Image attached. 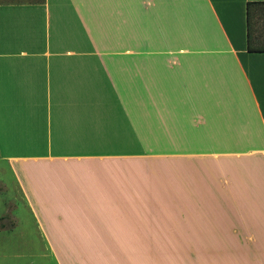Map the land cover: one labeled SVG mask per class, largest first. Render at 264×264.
<instances>
[{
	"label": "crops",
	"instance_id": "1",
	"mask_svg": "<svg viewBox=\"0 0 264 264\" xmlns=\"http://www.w3.org/2000/svg\"><path fill=\"white\" fill-rule=\"evenodd\" d=\"M248 2L264 4L0 2V160L60 264H264V46ZM139 146L162 152L163 193L195 237L154 238L171 219L124 156Z\"/></svg>",
	"mask_w": 264,
	"mask_h": 264
},
{
	"label": "rangeland",
	"instance_id": "2",
	"mask_svg": "<svg viewBox=\"0 0 264 264\" xmlns=\"http://www.w3.org/2000/svg\"><path fill=\"white\" fill-rule=\"evenodd\" d=\"M11 1L32 0H0V2ZM251 21L255 25L258 36H262L257 44L264 46V4L256 5ZM138 149L137 151L124 153V156H132L134 159H138L140 182L147 179H157V187L153 189L159 192L160 195L158 196L160 198H152L149 205L158 209L162 205L163 208L169 210L167 218L171 219L172 229L168 232H154V238L182 239L195 237L194 232L177 229L179 219L178 199L167 198L163 193L162 174L164 173V168L162 166L156 168V164L162 162V152H158V154L152 150L149 151L146 146H139ZM157 171L159 172L157 173ZM166 171L168 172L167 179H169L171 169L167 167ZM155 211L158 212L157 210ZM0 264H60L52 249L46 246L35 219L30 213L19 188L16 186L11 171L7 164L1 160Z\"/></svg>",
	"mask_w": 264,
	"mask_h": 264
},
{
	"label": "trees",
	"instance_id": "3",
	"mask_svg": "<svg viewBox=\"0 0 264 264\" xmlns=\"http://www.w3.org/2000/svg\"><path fill=\"white\" fill-rule=\"evenodd\" d=\"M258 2H248V8H247V12H248V26L250 27L251 24V6L257 4ZM249 48L250 49H254L251 44L249 43ZM259 49H264V47H260Z\"/></svg>",
	"mask_w": 264,
	"mask_h": 264
},
{
	"label": "bare ground",
	"instance_id": "4",
	"mask_svg": "<svg viewBox=\"0 0 264 264\" xmlns=\"http://www.w3.org/2000/svg\"><path fill=\"white\" fill-rule=\"evenodd\" d=\"M35 174H37V173H35ZM24 181V180H23ZM41 181V180H40ZM34 186V185H33ZM25 187V186H24ZM35 188V187H34ZM37 190V189H36ZM31 193V192H30ZM34 193V192H33ZM39 194V193H38ZM33 195H35V194H33ZM39 196H40V194H39ZM31 197V196H30ZM34 197H36V196H34ZM41 199H42V197H41ZM44 201V200H43ZM37 202V201H36ZM39 207V206H38ZM39 210V209H38ZM34 212V211H33ZM35 213V212H34ZM46 215V214H45ZM40 219V218H39ZM43 220V219H42ZM41 221V220H40ZM44 221V220H43ZM188 221V220H187ZM248 227V226H247ZM251 227V226H250ZM42 228V227H41ZM223 228H224V226H223ZM252 228V227H251ZM262 228V227H261ZM43 229V228H42ZM186 229V228H185ZM215 229V228H214ZM244 229V228H243ZM217 230V229H216ZM223 230V229H222ZM249 230V229H248ZM251 230V229H250ZM256 230V229H255ZM264 230V229H263ZM44 231V230H43ZM227 231V230H226ZM245 231V230H244ZM199 232V231H198ZM229 232V231H228ZM227 232V233H228ZM233 232V231H232ZM254 232V231H253ZM187 233H189V232H187ZM191 233H193V232H191ZM262 233V232H261ZM241 234V233H240ZM244 234V233H243ZM263 234H264V232H263ZM211 235V234H210ZM209 235V236H210ZM225 235H227V234H225ZM228 237V236H227ZM242 237H243V235H242ZM190 238V237H189ZM237 238H238V236H237ZM258 238V237H257ZM225 239V238H224ZM259 239V238H258ZM257 239V240H258ZM191 241V240H190ZM224 241V240H223ZM238 242H240L239 241V238H238ZM258 242V241H257ZM186 243H187V241H186ZM194 243V242H193ZM188 244V243H187ZM218 244V243H217ZM259 244H260V241H259ZM262 244V243H261ZM257 245H258V243H257ZM238 246V245H237ZM242 247V246H241Z\"/></svg>",
	"mask_w": 264,
	"mask_h": 264
}]
</instances>
